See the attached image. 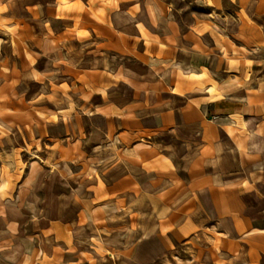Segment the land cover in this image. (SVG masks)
Instances as JSON below:
<instances>
[{"label": "crops", "instance_id": "obj_1", "mask_svg": "<svg viewBox=\"0 0 264 264\" xmlns=\"http://www.w3.org/2000/svg\"><path fill=\"white\" fill-rule=\"evenodd\" d=\"M0 22V100L47 118L0 153L79 167L75 217L39 231L6 209L28 174L1 191L14 264H264V0H0Z\"/></svg>", "mask_w": 264, "mask_h": 264}, {"label": "rangeland", "instance_id": "obj_2", "mask_svg": "<svg viewBox=\"0 0 264 264\" xmlns=\"http://www.w3.org/2000/svg\"><path fill=\"white\" fill-rule=\"evenodd\" d=\"M178 6H184L188 0H175ZM195 9L203 11L204 8L200 6H196ZM205 12V10L203 11ZM3 23V22H0ZM7 100V101H6ZM33 100V99H32ZM1 105H0V115L3 121H7L9 123H20L21 128H16L14 131L7 130L5 128L0 127V135L10 137L16 135L20 137V143H22V138L27 137L28 131L32 134V141L35 142L33 138V127H29L33 124L37 125L40 122H44L47 118L44 117L43 108L35 107L34 105H39L42 101H26L25 97H20L18 100H12V97H5L1 95ZM14 110V111H11ZM55 113L53 114L51 119L54 118ZM27 123L29 126H27ZM23 124L27 128H23ZM42 129V128H39ZM43 130V129H42ZM57 130V129H53ZM55 132V131H52ZM41 135L44 134L43 131L40 132ZM38 134V130L35 129V135ZM28 152H23L24 154H18L17 162H14V165H11V161L6 159L5 154L0 153V166L2 168V172L0 174V193L3 189H8L3 192V195L14 196L17 188V184L22 181L24 176L27 177L25 179V186H31L32 192L29 194V199H33L32 203L23 204V207H18V203H7V211L13 219L20 220V227L22 232L25 234L27 232L31 233L32 231H39L42 227H44L50 220L55 219H63V220H72L75 217V211L77 209L76 201V188L77 179L75 171L79 168L76 164L77 161L73 160L72 162L65 163H57L54 160L47 159L42 160L44 155H48L41 147L38 148L39 157H32L33 149L32 146H29ZM48 150L49 147H46ZM6 149H2L1 152H4ZM51 150V149H50ZM20 151V150H18ZM55 149L53 148L50 152L52 153V157L56 155ZM22 152V151H20ZM38 155V154H37ZM22 158H21V157ZM50 156V155H49ZM48 156V158H49ZM92 161V160H91ZM137 163H141L143 161L135 160ZM55 162V163H54ZM118 162V161H115ZM119 165L116 166L113 170L108 171L107 173L117 174L118 172H122L124 168H131L135 164L128 160H121L118 162ZM113 164L108 161H103V169L106 170L109 166ZM30 165H32L30 171ZM147 167H153L150 163L145 165ZM85 168H88L87 163L85 164ZM14 170L15 174L11 172ZM40 171L39 174H34ZM17 174V175H16ZM107 175V174H106ZM31 183V184H30ZM28 188V187H27ZM86 189V188H85ZM25 194V192H23ZM85 194H90L89 190H85ZM1 197V194H0ZM6 206L0 204V212L4 211ZM34 219V220H33ZM3 229V224L0 221V232ZM85 232H88V229H85ZM11 243L10 241H6ZM154 241L151 245H148L146 248L148 250H155ZM18 247L21 249H27L29 244L25 239L20 241ZM38 248V243L36 244ZM145 248V249H146ZM152 250V251H153ZM11 249L7 250V248L0 251V264H14V253ZM142 256L140 259H143ZM148 257V256H147ZM134 264V261L132 262ZM161 264V263H159Z\"/></svg>", "mask_w": 264, "mask_h": 264}]
</instances>
